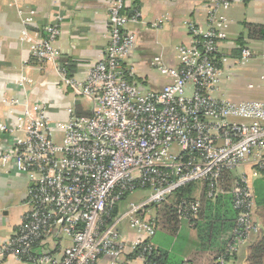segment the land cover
I'll return each instance as SVG.
<instances>
[{"label": "built area", "instance_id": "obj_1", "mask_svg": "<svg viewBox=\"0 0 264 264\" xmlns=\"http://www.w3.org/2000/svg\"><path fill=\"white\" fill-rule=\"evenodd\" d=\"M5 1L16 6L19 0ZM238 1L215 0L208 5L205 31L188 23V43L176 48L178 65L161 69L172 82L156 92L142 91L132 80V69L125 67L135 46L126 25L140 22V14L135 11L128 17L124 0H108V44L83 82L69 78L65 64L58 61L54 44L61 16L45 26V37L34 46L32 58L53 64L60 82L88 101L92 111L88 117L70 111L58 124L63 131L60 141L44 108L36 117L25 110L16 124L0 122V143L7 140L0 164L32 183L19 226L0 244V264H100L106 257L110 264H118L127 247L120 231L123 225L135 235L131 251H137L143 264H151L157 226L148 220L150 207L167 203L191 183L199 185L198 193L204 184L207 199L218 194L232 197L235 226L216 264L233 263L242 246L260 231L247 179L237 178L224 190V174L248 166L264 175V102L234 103L214 94L223 75L218 47L226 40L216 29L226 23L218 9ZM166 19L151 28H159ZM249 58V50L242 48L240 60ZM6 105L20 103L12 100ZM23 120L25 138L19 140ZM140 190L149 191L146 199L118 208L124 195ZM199 207L197 198L179 201L178 220H195Z\"/></svg>", "mask_w": 264, "mask_h": 264}, {"label": "crops", "instance_id": "obj_2", "mask_svg": "<svg viewBox=\"0 0 264 264\" xmlns=\"http://www.w3.org/2000/svg\"><path fill=\"white\" fill-rule=\"evenodd\" d=\"M213 3L215 0H124V13L128 17L135 11L140 14V22L126 25V30L135 36V46L125 67L132 69V80L142 91H160L172 82L161 69L178 65L176 48L188 43V23L197 24L202 31L207 29L205 9ZM107 11L108 0H19L16 6L0 0L1 123L16 124V118L23 117L25 110L36 117L39 109L44 108L54 137L60 141L63 131L58 129V124L67 120L70 111L77 116L91 115L92 105L60 82L53 64L34 60L32 50L45 37V26L61 16L60 33L54 44L59 52L58 61L65 64L69 78L83 82L90 65L100 59L108 44ZM218 15L226 23L225 27L220 23L216 29L226 35V40L218 47L217 58L223 75L215 96L234 103L264 102V42L248 38L245 28L246 24L264 26V0H240L219 8ZM164 16L167 19L159 28H151ZM240 39L245 45L243 48L250 52L246 62L240 60ZM12 100H18L20 106H7ZM19 128L17 138L24 140L25 120ZM6 142L5 139L0 143V150L7 147ZM232 174L245 177L254 193L258 192L255 184L260 185L259 192L264 196V176L254 168L243 166ZM31 184L27 177L0 164V244L19 226L27 210L24 202ZM153 214L150 211L152 217ZM254 221L260 232L242 246L232 264H247L250 243L264 234L261 220L254 216ZM174 228L175 231L159 223L151 244L154 250L176 261L187 260L199 250L198 234L185 221ZM120 231L127 247L118 264H143L137 257L128 258L134 233L127 225ZM230 235L231 231L221 235V243ZM63 243L67 245L69 241L64 239ZM110 263L107 257L100 260V264ZM7 264L16 263L8 261Z\"/></svg>", "mask_w": 264, "mask_h": 264}, {"label": "trees", "instance_id": "obj_3", "mask_svg": "<svg viewBox=\"0 0 264 264\" xmlns=\"http://www.w3.org/2000/svg\"><path fill=\"white\" fill-rule=\"evenodd\" d=\"M245 28L248 33V38L264 42V26L246 24ZM238 44L242 48L245 46L241 39ZM237 178L238 176L236 177L235 174L225 173L222 181V188L228 190ZM197 186L199 187L198 184H188L178 189L169 198L167 203L150 207V211L154 212V219L150 215L148 216V220L150 221L152 219L156 226H158L159 223L161 225L170 226L171 230L175 231L176 228L174 227H176L178 223H181L176 214V205L181 200L190 201L197 198L200 203L198 216L195 220L187 222V224L198 234L200 247L199 250L195 251L189 259H187V261L189 264H216V260L224 252V248L231 237L230 235L226 242L221 243L220 236L230 231L232 233L237 213L233 209L232 197L229 194H218L213 199H207L205 185L203 184L201 186L200 193H198V189L196 190ZM255 188L258 192L254 193L256 204L254 216L261 220L262 228L264 229V196L259 192V190L262 191L260 185L255 184ZM194 192L196 194H194ZM127 196L128 194L124 195L120 203H122ZM118 208L121 209L122 207ZM136 256L137 251L136 253L132 252L128 258H136ZM148 259L151 264L183 263V261H176L165 253H159L154 250V248ZM246 263L264 264V234L250 243L246 256Z\"/></svg>", "mask_w": 264, "mask_h": 264}, {"label": "rangeland", "instance_id": "obj_4", "mask_svg": "<svg viewBox=\"0 0 264 264\" xmlns=\"http://www.w3.org/2000/svg\"><path fill=\"white\" fill-rule=\"evenodd\" d=\"M189 95H190V92L187 89L186 90V96H189ZM148 195H149V191H147V190L136 191L133 194L128 195L125 198V200L122 203H120V207L126 206L129 203H137L143 199H146Z\"/></svg>", "mask_w": 264, "mask_h": 264}, {"label": "water", "instance_id": "obj_5", "mask_svg": "<svg viewBox=\"0 0 264 264\" xmlns=\"http://www.w3.org/2000/svg\"><path fill=\"white\" fill-rule=\"evenodd\" d=\"M115 212H116V209L113 210V213H115Z\"/></svg>", "mask_w": 264, "mask_h": 264}]
</instances>
